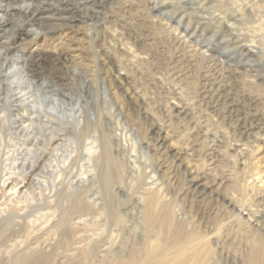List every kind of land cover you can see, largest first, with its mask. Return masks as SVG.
I'll return each mask as SVG.
<instances>
[{
  "label": "rangeland",
  "instance_id": "rangeland-1",
  "mask_svg": "<svg viewBox=\"0 0 264 264\" xmlns=\"http://www.w3.org/2000/svg\"><path fill=\"white\" fill-rule=\"evenodd\" d=\"M68 3L0 28V264H264V0ZM38 52L61 58L41 79Z\"/></svg>",
  "mask_w": 264,
  "mask_h": 264
},
{
  "label": "bare ground",
  "instance_id": "bare-ground-1",
  "mask_svg": "<svg viewBox=\"0 0 264 264\" xmlns=\"http://www.w3.org/2000/svg\"><path fill=\"white\" fill-rule=\"evenodd\" d=\"M69 1H73V0H0V28H2V29L7 28L8 26H10L12 24L13 18H15V16H17V15H20L21 17H23V23L21 22L18 25V27L14 30L15 39H24V38H28V37L33 36V35L35 36V35H37V32L36 31L31 32L29 29H27V27L24 23L29 22V23L37 24V25H40L43 27V24H44L43 22H44V20H47V19L48 20H51V19L54 20L56 18V20H60V21L69 20L70 18H68L66 16V14H68L71 11L70 10L71 8L69 7V3H68ZM101 3H102V0H76L77 6L79 8L82 7L83 9L91 8L92 10H94L95 8L96 9L99 8V4H101ZM155 10H158V9H155ZM45 12H46V14H45ZM49 13L51 14V15H49V16H51L50 18L47 17V15ZM93 13H95V11ZM43 14H44V16L46 15L45 16L46 18L43 17ZM179 21H181V20H179ZM183 25H185V24H183ZM56 27L54 26L52 28V30H56L57 29ZM180 31H182V30H180ZM239 47L243 51L248 52V49L245 45H239ZM60 59H61L60 56H58L54 59V61L52 63H50L49 60H47V57L44 56V54L38 52L36 54L30 55L27 58H23L21 61L23 62L24 66L27 68V72L29 73V75H31L33 78L41 79V78H43V76H45V74H47L46 71L49 68H52L55 66L58 67L57 63H59ZM60 77L61 76H54V77L51 76L50 83L56 87L58 86V87H65V89L68 88L71 90H80V86L77 83L71 84L67 81L65 82V79H62ZM125 79H126L125 75L115 76V78L113 79V82H112L113 87L115 89H120L121 86H119V84H121V81H124ZM207 80H208V78H207ZM43 84H44V81H43ZM44 86L46 87V89L51 88L50 84L45 83ZM219 95H220V93H219ZM1 96H2V93L0 91V97ZM2 97H5V96H2ZM211 98H212V95H211ZM204 99H206V98H204ZM219 99H220V97H219ZM213 103H216V102H213ZM16 116H18V115H16ZM260 124L264 125V123H260ZM88 126H89V124H85V128H87ZM84 131L86 132L87 130H84ZM240 133L242 134V132H240ZM151 134H152L151 138L153 140L156 139V142L158 143V146L160 147V149H163L161 154L164 152L168 153L169 156L172 157L173 161L178 163V164H174L175 168H177L178 166H180L182 168V171L186 176L185 181H186L187 190L190 192H193L192 193L193 195L194 194H197V195L205 194L206 191L209 189L208 183L203 181L205 179V177L202 175L199 176V175L194 174V172L189 169V166L186 164L184 158L180 155V153L175 152L174 149L172 147H170L169 144L166 143L167 141L165 140V138H163V137L158 138L157 132H152ZM155 136H156V138H155ZM108 146H109V142L104 140V142H103L104 157L103 158L106 159V164L103 163V165H105L104 166L105 167V176L107 178L110 175L111 170L113 169V164L109 160V148H108ZM101 162L102 161H99V164H98L99 166L102 165ZM72 208H74L76 210H80L83 208V205L78 203L77 201H73L72 202ZM244 219H249V218H244ZM249 226L251 228H253L254 230H256L257 232L264 234V212H261L257 216H254V219L251 220V223H249ZM28 264H32V263L30 262ZM36 264H40V263L37 262Z\"/></svg>",
  "mask_w": 264,
  "mask_h": 264
}]
</instances>
